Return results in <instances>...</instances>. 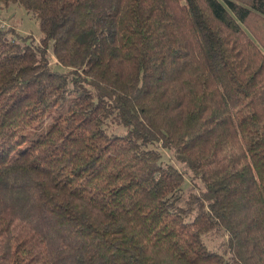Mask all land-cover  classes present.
Masks as SVG:
<instances>
[{"label": "trees", "instance_id": "16d2710c", "mask_svg": "<svg viewBox=\"0 0 264 264\" xmlns=\"http://www.w3.org/2000/svg\"><path fill=\"white\" fill-rule=\"evenodd\" d=\"M9 4L42 36L0 25V264H264V0Z\"/></svg>", "mask_w": 264, "mask_h": 264}, {"label": "rangeland", "instance_id": "374dc122", "mask_svg": "<svg viewBox=\"0 0 264 264\" xmlns=\"http://www.w3.org/2000/svg\"><path fill=\"white\" fill-rule=\"evenodd\" d=\"M0 25L4 29H13L20 35L27 36V42L32 45L39 44L42 36L35 15L17 4L0 5ZM48 60L52 69L62 72L67 71L66 68L61 67L57 63L51 50L48 53ZM108 127L116 133H123L124 131V128L116 126L111 121H108ZM152 147L161 151L163 163L173 164L183 173L184 182L181 187V201L179 205L185 206L189 193L197 192L203 188L201 181L198 178H194L191 171L185 164L178 162L172 152L161 148L159 145H153ZM202 239L209 249L219 253L226 251L227 235L223 232L209 231L203 234Z\"/></svg>", "mask_w": 264, "mask_h": 264}]
</instances>
